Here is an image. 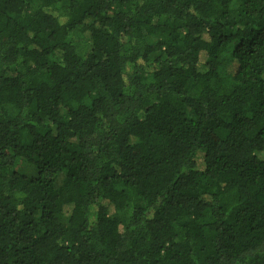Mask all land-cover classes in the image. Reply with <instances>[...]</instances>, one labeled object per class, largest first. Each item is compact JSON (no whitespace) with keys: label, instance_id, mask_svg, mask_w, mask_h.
<instances>
[{"label":"trees","instance_id":"obj_1","mask_svg":"<svg viewBox=\"0 0 264 264\" xmlns=\"http://www.w3.org/2000/svg\"><path fill=\"white\" fill-rule=\"evenodd\" d=\"M0 264H264V0H0Z\"/></svg>","mask_w":264,"mask_h":264}]
</instances>
